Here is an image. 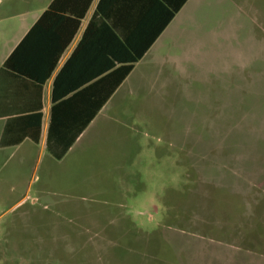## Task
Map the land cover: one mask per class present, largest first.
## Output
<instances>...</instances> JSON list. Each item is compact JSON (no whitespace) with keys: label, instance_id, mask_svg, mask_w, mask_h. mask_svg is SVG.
<instances>
[{"label":"rangeland","instance_id":"1","mask_svg":"<svg viewBox=\"0 0 264 264\" xmlns=\"http://www.w3.org/2000/svg\"><path fill=\"white\" fill-rule=\"evenodd\" d=\"M49 1L0 0V63ZM194 16L181 78L108 102L62 160L2 151L0 264H264V0Z\"/></svg>","mask_w":264,"mask_h":264},{"label":"crops","instance_id":"2","mask_svg":"<svg viewBox=\"0 0 264 264\" xmlns=\"http://www.w3.org/2000/svg\"><path fill=\"white\" fill-rule=\"evenodd\" d=\"M202 1L62 0L63 15L52 16L48 20L50 22L46 26L44 52L46 54L55 52L52 48L58 45L59 40L61 45L63 44L73 27L72 18L78 19V27L69 45L62 47L56 66L45 81L41 95L43 106L39 141L35 143L29 137H25L19 143H15L24 130L35 133V126L29 127L26 123L29 118L20 115L27 113L15 115L13 122H7V117L0 116V154L3 150L26 152L38 147L39 150L46 151L49 159L62 160L69 152L77 149L87 129L108 102L117 98L123 99L126 94L134 92L136 87H156L171 80L170 78L163 80V75L173 74L172 79L181 78V72L191 69L198 59L195 56L197 49L192 45L195 35L190 27L192 28L196 22L195 9ZM39 15L23 27L5 57ZM42 50L40 42L37 39L33 40L30 48L22 52L23 57L27 55L29 62L27 66L23 64L22 69H28L30 72L38 70ZM137 53H141V57L133 62L132 69L123 77L105 105L99 109L88 126L75 137L63 157L55 159L46 150L51 118L60 122L58 129L61 127L64 130L68 127L70 129L65 130L67 135L74 134L80 119H84L87 97L94 101L96 95L100 96V91L97 93L95 91V85L94 89L87 93V72H94L100 68L103 56L107 57V54L120 56L122 59L118 60L116 65L119 66L130 62ZM175 74L178 76L175 77ZM17 81L18 87L16 86L17 91L14 96L17 104L22 106L27 102H37L32 80L27 79L23 74ZM25 112L30 111L25 110ZM50 135H52L50 138L52 150L59 152L62 146L55 143L53 136L59 138L63 134L58 131L50 132Z\"/></svg>","mask_w":264,"mask_h":264},{"label":"trees","instance_id":"3","mask_svg":"<svg viewBox=\"0 0 264 264\" xmlns=\"http://www.w3.org/2000/svg\"><path fill=\"white\" fill-rule=\"evenodd\" d=\"M62 11V0H51L50 3L45 7V9L40 13L35 22L31 25L26 34L13 47V49L8 53V55L5 57L2 64L0 65V116L7 117V122H13L15 115L19 113H27L20 115H22V117L25 115V117L29 118L28 121H26L29 127L32 125L35 126L34 134L30 133L29 130L26 129L23 131V134L19 136L17 142L15 143H19L25 137H29L35 143L39 141L41 131L40 123L42 117L41 108L43 106L41 101V95L43 94L45 81L48 75L56 66L58 59L61 56L62 47H67L69 45L73 38L74 32L78 27V19L72 18L71 20L73 22V27L70 33L65 37L63 44L61 45L59 36L58 45L52 48L55 52L46 54V52H44V49L46 43V26L50 22L48 20H50L52 16H62ZM169 17L170 16H168V18ZM35 39H37L42 45L43 53L39 56L40 66L38 70L30 72L28 69H22L23 64H25L26 66L27 64H29L27 55L23 57L22 52L24 50L27 51V49L30 48L33 40ZM107 55V57L103 56L100 68H97L94 72H87V93L88 91L93 90V86L95 85V91L96 93L100 91V96L96 95L94 101L90 100V98L87 97L84 119H80V123L75 128L76 131H74V134L70 136L69 134L67 135L65 130H68L70 128L65 127L63 130L60 127V129H58L60 122L56 119L54 121V119L52 118L50 120L46 140V150L55 159H60L61 157H63L67 149L73 143L75 137L88 126V124L98 113L99 109L103 105H105L110 95L117 88V85L122 81L123 77L127 75L132 69L133 62L139 59L142 54L137 53L131 58L130 62H125L123 64H120L119 66L116 65L117 61L122 59L120 58V56L115 54ZM23 74H25L27 79L32 80V82L34 83V90L36 93V99L38 101L30 103L27 102L22 104V106H19L15 101L14 96L18 87L17 80ZM112 77H114V79H110ZM87 96L89 95L87 94ZM25 110L30 112H25ZM58 131L60 132V134H63L62 137L60 136L59 138H57L56 136H53V139H55V143H59L62 148L59 152H55L54 150H52V144H50V138H52L50 132Z\"/></svg>","mask_w":264,"mask_h":264}]
</instances>
